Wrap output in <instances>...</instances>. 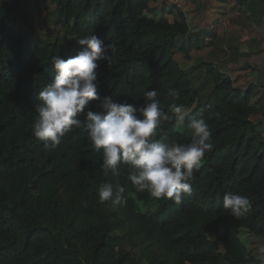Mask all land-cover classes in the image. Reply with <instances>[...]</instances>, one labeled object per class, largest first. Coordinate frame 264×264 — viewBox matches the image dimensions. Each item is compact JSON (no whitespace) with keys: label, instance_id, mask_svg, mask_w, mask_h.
Wrapping results in <instances>:
<instances>
[{"label":"trees","instance_id":"trees-1","mask_svg":"<svg viewBox=\"0 0 264 264\" xmlns=\"http://www.w3.org/2000/svg\"><path fill=\"white\" fill-rule=\"evenodd\" d=\"M198 1L212 8L192 31L182 2ZM238 11L260 29L264 52V0H0V264H253L264 247V120L254 116L264 109L251 101L256 85L239 84L226 61L251 51L219 33ZM93 33L117 45L100 61L102 96L141 104L156 89L168 111L175 89L188 115L157 139L188 142L201 117L211 129L213 148L180 204L123 178L127 203L101 204L98 187L114 178L84 131L55 149L32 135L51 58L74 56ZM233 192L252 201L246 217L223 208Z\"/></svg>","mask_w":264,"mask_h":264},{"label":"clouds","instance_id":"clouds-1","mask_svg":"<svg viewBox=\"0 0 264 264\" xmlns=\"http://www.w3.org/2000/svg\"><path fill=\"white\" fill-rule=\"evenodd\" d=\"M77 43L80 50L71 57L53 56L51 82L37 94L32 135L45 148L55 149L73 129H82L86 139L101 156L105 176L114 182L101 183L97 190L99 203L118 208L127 203L124 181L138 193L147 192L155 199H168L180 204L192 192L195 173L201 168L206 153L212 150V132L205 119L188 124V142H164L157 139L165 122L182 127L188 115L175 101L179 93L168 90L174 102L165 111L156 89L143 91V103L118 102L99 92L100 61L115 51L114 42L105 43L89 34ZM81 116L84 117L81 120ZM223 208L234 217H246L252 201L239 193H226ZM253 264H264V247Z\"/></svg>","mask_w":264,"mask_h":264},{"label":"crops","instance_id":"crops-1","mask_svg":"<svg viewBox=\"0 0 264 264\" xmlns=\"http://www.w3.org/2000/svg\"><path fill=\"white\" fill-rule=\"evenodd\" d=\"M194 5L195 4L193 3L182 2V7L190 8ZM209 7L212 8L211 3ZM201 15H199V13L196 11L195 16L197 18L192 21L196 29L198 25H196L195 22L200 21L202 17ZM239 15H241V13L238 11L233 19L224 21V26L219 28V30L221 29L226 32L227 39L229 41L231 39V41H233L234 43H238L239 50L251 52L248 56L240 57L238 63H234L231 58H227L226 61L227 63H230V73L235 78H237L239 84L247 86L250 82H252L254 85H256L255 94L252 96L251 101L253 104L260 105L262 109H264V70L262 69L264 66V52L259 49V39L262 37V33L258 27L250 23V19L247 18V16L238 17ZM190 26L192 27L191 23ZM224 32L219 33L223 34ZM258 32L260 33L259 39L256 38ZM244 63H249L250 66H256L260 70H243L242 68H240V66ZM254 116L260 120H264V115L262 112Z\"/></svg>","mask_w":264,"mask_h":264},{"label":"rangeland","instance_id":"rangeland-1","mask_svg":"<svg viewBox=\"0 0 264 264\" xmlns=\"http://www.w3.org/2000/svg\"><path fill=\"white\" fill-rule=\"evenodd\" d=\"M206 5V7L207 6H209L210 5V3L208 2V1H204L203 2V4H201V2H197V3H195V5L194 6H192V7H183V10L185 11V13H186V15H187V18H188V20H189V22L191 23V25H192V31H194L196 28H195V26L193 25V23H192V21L193 20H195L197 17L195 16V13H196V11L199 13V15H201V13H202V9L204 8V6ZM219 32H224L223 30H219ZM256 36V35H255ZM259 36H260V33L258 32V34H257V39H259ZM261 39V38H260ZM259 39V40H260Z\"/></svg>","mask_w":264,"mask_h":264}]
</instances>
